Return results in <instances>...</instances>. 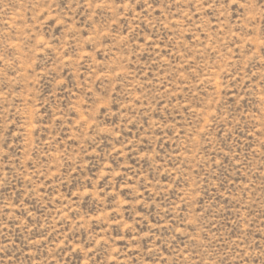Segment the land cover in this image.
I'll list each match as a JSON object with an SVG mask.
<instances>
[{"label": "rangeland", "instance_id": "1", "mask_svg": "<svg viewBox=\"0 0 264 264\" xmlns=\"http://www.w3.org/2000/svg\"><path fill=\"white\" fill-rule=\"evenodd\" d=\"M0 264H264V0H0Z\"/></svg>", "mask_w": 264, "mask_h": 264}]
</instances>
